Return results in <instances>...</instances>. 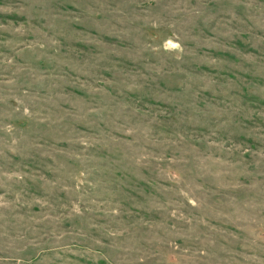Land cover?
Listing matches in <instances>:
<instances>
[{
	"label": "rangeland",
	"instance_id": "obj_1",
	"mask_svg": "<svg viewBox=\"0 0 264 264\" xmlns=\"http://www.w3.org/2000/svg\"><path fill=\"white\" fill-rule=\"evenodd\" d=\"M0 264H264V0H0Z\"/></svg>",
	"mask_w": 264,
	"mask_h": 264
}]
</instances>
